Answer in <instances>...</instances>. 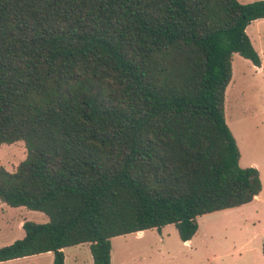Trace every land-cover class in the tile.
<instances>
[{
	"label": "trees",
	"instance_id": "trees-1",
	"mask_svg": "<svg viewBox=\"0 0 264 264\" xmlns=\"http://www.w3.org/2000/svg\"><path fill=\"white\" fill-rule=\"evenodd\" d=\"M264 0H0V201L43 212L0 262L173 224L190 240L201 215L251 202L255 167L225 121L232 59H261L246 33ZM264 253V243H263Z\"/></svg>",
	"mask_w": 264,
	"mask_h": 264
},
{
	"label": "rangeland",
	"instance_id": "rangeland-1",
	"mask_svg": "<svg viewBox=\"0 0 264 264\" xmlns=\"http://www.w3.org/2000/svg\"><path fill=\"white\" fill-rule=\"evenodd\" d=\"M248 3L255 0H239ZM246 33L259 53L262 69L233 55L231 80L225 89V121L240 152V167L259 171L262 189L255 200L197 218L191 243L183 242L173 224L111 239L110 264H264V19L252 21ZM22 141L0 145V167L14 171L25 158ZM255 164L256 166H253ZM45 223L47 216L0 201V246L23 236L17 221ZM65 264H93L86 245L66 248ZM52 254L6 264H44Z\"/></svg>",
	"mask_w": 264,
	"mask_h": 264
},
{
	"label": "crops",
	"instance_id": "crops-1",
	"mask_svg": "<svg viewBox=\"0 0 264 264\" xmlns=\"http://www.w3.org/2000/svg\"><path fill=\"white\" fill-rule=\"evenodd\" d=\"M261 19H264V18H261ZM258 20V19H257ZM248 27V26H247ZM247 29V28H246ZM259 54V53H258ZM261 59V58H260ZM255 66V65H254ZM259 70L260 69H262L263 67H262V62H261V64H260V66H256ZM253 166H256L255 164H253ZM259 195V194H258ZM257 195V196H258ZM257 196L253 199V200H255L256 198H257ZM252 200V201H253ZM251 201V202H252ZM20 207H23V206H19V207H12L13 209H16V208H20ZM25 219H21V220H19V221H17V225H18V227H19V230L20 229H22V223H23V221H24ZM163 228V227H162ZM23 230V229H22ZM145 231V230H144ZM144 231H138V232H133V233H129V234H135V235H142L143 233H144ZM129 234H125V235H121V236H126V235H129ZM23 236H24V231H23ZM22 236V237H23ZM21 237V238H22ZM116 237H118V236H116ZM113 238H115V237H113ZM112 238V239H113ZM189 243H191V239L190 240H188V242H187V244H189ZM5 245H7V244H5ZM83 245H86L87 246V248H88V250H89V243H82V244H77V245H74V246H69V247H65V248H63L62 249V251H63V254H64V264H65V249L66 248H76V247H79V246H83ZM4 246V245H3ZM90 251V250H89ZM42 254H46L47 256H49V254H52V257H50V259L48 260V262H46V263H44V264H51L52 263V261H53V253L52 252H46V253H40V254H35V255H31V256H26V257H21V258H16V259H12V260H7V261H2V262H0V264H6L7 262H10V261H13V262H17V260L19 261V260H25L26 258H38V256L39 255H42ZM91 254V253H90ZM91 258H92V256H91ZM92 263H93V261H92ZM41 264H43L42 262H41Z\"/></svg>",
	"mask_w": 264,
	"mask_h": 264
},
{
	"label": "water",
	"instance_id": "water-1",
	"mask_svg": "<svg viewBox=\"0 0 264 264\" xmlns=\"http://www.w3.org/2000/svg\"><path fill=\"white\" fill-rule=\"evenodd\" d=\"M186 243L188 242V240L187 241H185Z\"/></svg>",
	"mask_w": 264,
	"mask_h": 264
}]
</instances>
